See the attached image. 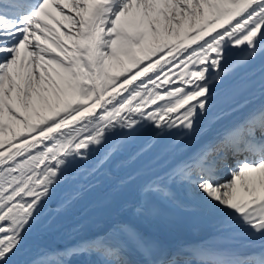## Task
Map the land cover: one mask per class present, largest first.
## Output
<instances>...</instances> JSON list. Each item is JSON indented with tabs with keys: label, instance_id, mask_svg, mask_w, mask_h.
<instances>
[{
	"label": "snow or ice",
	"instance_id": "snow-or-ice-1",
	"mask_svg": "<svg viewBox=\"0 0 264 264\" xmlns=\"http://www.w3.org/2000/svg\"><path fill=\"white\" fill-rule=\"evenodd\" d=\"M261 57L264 0H0V264L83 253L126 264L127 243L150 257L153 246L118 225L123 239L18 259L58 191L70 210L101 168L133 146L130 160H144L165 137L175 159L145 194L179 183L226 230L264 238V101L217 127L257 86L264 97V68L258 81L247 71ZM192 259L264 264V243L248 256L197 247Z\"/></svg>",
	"mask_w": 264,
	"mask_h": 264
},
{
	"label": "bare ground",
	"instance_id": "bare-ground-1",
	"mask_svg": "<svg viewBox=\"0 0 264 264\" xmlns=\"http://www.w3.org/2000/svg\"><path fill=\"white\" fill-rule=\"evenodd\" d=\"M262 68L264 57L257 58L247 71L258 81ZM248 99V107L233 112L217 127L239 120L250 107L264 101L258 86ZM172 139L165 137L161 147L144 160H130V153L136 150L134 146L120 154L90 179L86 194L68 211H61L58 202L63 192L58 191L28 234L25 251L18 259H30L41 250L62 256L65 249L98 238L123 239L114 232L118 225L130 226L148 244H156L165 260L175 264H186L190 260L191 264H196L192 249L197 247L236 253L260 250L264 238L240 228L226 230L218 216L192 203L189 193L177 183H169L164 192L145 194L144 185L157 177H165L175 159V155L163 150V145ZM186 143L194 145V141ZM71 256L63 257L65 264H94L86 254ZM149 259L151 257L131 243L126 244L122 253V260L131 264H147Z\"/></svg>",
	"mask_w": 264,
	"mask_h": 264
},
{
	"label": "rangeland",
	"instance_id": "rangeland-1",
	"mask_svg": "<svg viewBox=\"0 0 264 264\" xmlns=\"http://www.w3.org/2000/svg\"><path fill=\"white\" fill-rule=\"evenodd\" d=\"M185 31H188V27H187V25H185L184 29L181 30L182 33L185 32ZM167 39H168L169 42H177L178 39H182V35H181L180 37L170 36V37H167ZM133 71H134V70H133ZM5 138L7 139V135L5 136ZM177 184L180 186V188L185 189V188L182 187L179 183H177ZM116 234H117V236L119 235L118 237L121 236L119 233H116ZM116 234H115V235H116ZM120 238H123V237H120ZM83 254H84V255H85V254L88 255V256L94 261V264H102V261H103V257H102V256H100V255H98V254H96V253H92V254L83 253ZM74 256H75V255H73V257H74ZM56 257H57V256L53 255V259H55ZM67 258H69V256L66 257V259H67ZM70 258H72V256H71ZM66 259H64V260H66Z\"/></svg>",
	"mask_w": 264,
	"mask_h": 264
}]
</instances>
